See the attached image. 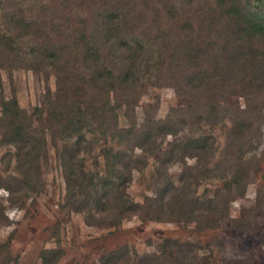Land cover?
I'll list each match as a JSON object with an SVG mask.
<instances>
[{"label": "rangeland", "instance_id": "obj_1", "mask_svg": "<svg viewBox=\"0 0 264 264\" xmlns=\"http://www.w3.org/2000/svg\"><path fill=\"white\" fill-rule=\"evenodd\" d=\"M61 1L65 0H3L0 33L11 27V16H3L21 13L19 8L33 9L36 25L55 39L65 38L67 26L78 25L79 10L85 24L90 22L89 6L95 1H88L85 12L72 7L78 0L66 9L59 6ZM232 1L264 9V0ZM128 2L132 14L145 16L135 25L148 33L142 41L151 55L140 65L141 84L129 95L121 88L109 93L112 124H106L104 133V124L81 118L84 126L72 139L77 142L75 208L63 207L68 200L60 140L53 145L48 136L39 181L18 189L15 147L0 142V205L5 215L0 224V264H264V42L244 38L235 62L220 64L226 73L221 90L213 84V90L197 87L194 94L186 93L182 82L190 71L181 68L174 75L157 60L150 35L154 9L161 14L160 6H174L161 14L159 24L177 32L189 21L194 36L212 0ZM229 5L225 0L220 8ZM227 29L217 26L202 35L203 46L215 43L214 53L221 59L222 49L231 46L226 43ZM244 54L250 56L247 61ZM111 58L120 64L119 58ZM206 65L202 64L211 69L210 61ZM18 66L0 69L3 96H15L36 131L48 134V101L58 104L56 93L78 84L75 76L61 78L57 66L47 62L38 69ZM1 134L0 129V139ZM83 176L92 178L89 191L99 195L103 184L124 178L126 197L143 208L124 211L116 223L111 200H85L81 205V184L87 182ZM90 215L104 220L89 224ZM44 249L57 254L44 257ZM112 253L116 258L104 261Z\"/></svg>", "mask_w": 264, "mask_h": 264}, {"label": "trees", "instance_id": "obj_2", "mask_svg": "<svg viewBox=\"0 0 264 264\" xmlns=\"http://www.w3.org/2000/svg\"><path fill=\"white\" fill-rule=\"evenodd\" d=\"M88 1L91 3L95 1V4L89 6ZM73 2L74 0L61 1L59 6L61 9H66L67 5ZM230 2L231 6L223 9L220 6L225 5V0H212V4L209 2L202 12V19L198 23L194 36L192 35L193 25L189 21H185L186 24H182L183 28H178L177 32L164 30L158 19L162 13L165 14V10H175V7L165 8V5L160 6L158 2L156 3L157 6H160L159 11L164 10L160 14L158 8H156V12L154 9L155 18L151 20L150 35L153 36V43L158 51L157 60L167 64L168 71H172L174 75H179L181 68L186 72L190 71V74H187V78L182 82L186 93L194 94L197 87L213 90L215 89L213 84L219 85V90H221V83H223L226 73L220 64L224 61L235 62L239 53L238 47L246 42L244 38L248 37L264 42V9L249 7L245 2L241 4L232 3V0ZM3 4V0H0V9ZM87 6L92 7L91 20L85 24L86 17L79 8L85 12ZM72 7L79 10L80 18L77 20V26L66 27L70 32L65 38L55 39L53 33L47 34L46 30L34 22L33 9L30 11L22 8H19L21 13L3 16H11L12 20L8 22L11 27L7 33H0V69L9 67L13 63L15 68L19 67L18 65H24L38 69L47 62L57 66L61 78L70 79L73 75L78 83L69 84L67 89L56 93L58 104L55 101H50L49 96L45 95L49 100V113L46 119L50 121L48 127L50 133L40 134L32 125V119L19 107L16 97L11 96L9 99H5L0 82V129L2 133L0 142L14 145L13 155L21 175L14 177V189L39 181L41 160L47 153V138L49 136L53 145H57V140L61 141L60 169L68 200L66 206L63 207L69 209L75 208L77 181L74 175L77 142L72 139L79 135V131L84 126L81 123L82 116L87 117L86 121L90 124L96 121L100 125L104 124V127L101 128L104 133L106 124L108 123V126L112 124L108 102L109 93L121 88L125 94L127 93L126 95H129L135 87L141 84L139 81L140 65L147 59L145 56L151 55L142 41V38L148 33H144L135 25V22L145 16L132 14L128 9V0H100V2L98 0H78V3L73 4ZM23 12L31 13V16H23ZM171 15L172 18L176 17L175 14ZM167 16L169 15L165 16L166 19H168ZM222 25L228 27L226 43L231 46L222 49L224 58L221 59L214 53L215 43L207 45V42V48L203 46L202 35L204 31L211 32L214 27ZM216 35L214 38L219 37L218 33ZM253 54L257 56L254 52H252ZM111 57L119 58L120 64L117 65L113 62ZM249 57L246 54L243 55L245 61ZM208 61L212 63L211 69L202 66V64L206 65ZM158 70L159 68L156 67L155 71ZM147 71V75H153L150 70ZM204 80L208 87L204 84ZM54 127L57 130L51 131ZM131 128H135L134 125ZM85 179L86 176H83L82 180ZM89 179H86V183L82 181L81 184V193L83 194L82 198H79L81 205L85 206V200L93 203L99 199L101 201L104 199L106 203L111 200L113 202L112 209L115 211L112 219L116 223L120 221L124 211H138L143 208V205L130 203L126 197L124 178L112 180L107 184L102 182L103 192L101 195L96 191L95 193L89 191L88 187L90 189L94 187L92 178L89 177ZM4 219V211L0 205V224ZM88 219L93 221L88 222L89 224H100L104 220V218L98 220L92 215ZM42 253L46 257L52 254L56 255L57 250L44 249ZM112 258H116V254L112 253L104 261L107 262Z\"/></svg>", "mask_w": 264, "mask_h": 264}]
</instances>
